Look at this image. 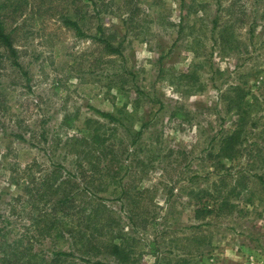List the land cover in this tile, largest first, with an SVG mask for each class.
Segmentation results:
<instances>
[{"label": "rangeland", "instance_id": "rangeland-1", "mask_svg": "<svg viewBox=\"0 0 264 264\" xmlns=\"http://www.w3.org/2000/svg\"><path fill=\"white\" fill-rule=\"evenodd\" d=\"M0 5L20 64L0 44L11 239L44 208L90 234L53 264H264V0Z\"/></svg>", "mask_w": 264, "mask_h": 264}, {"label": "trees", "instance_id": "trees-1", "mask_svg": "<svg viewBox=\"0 0 264 264\" xmlns=\"http://www.w3.org/2000/svg\"><path fill=\"white\" fill-rule=\"evenodd\" d=\"M1 13H2V6L0 5V44L7 50L9 59L11 60L13 65L20 67V64L16 62L17 54L12 41V35L6 31V25L4 20L2 19ZM71 23L79 28L77 23L75 22H71ZM111 49L114 52L119 53L118 48L111 46ZM99 112L103 116L114 119V115H112L111 113L103 112V111H99ZM19 137L21 139L23 138L21 134L19 135ZM52 178H53V182L51 183L44 182V184L51 185L53 183H56V181L59 179V176H53ZM66 182L67 181L59 182L58 180L57 188L61 187L62 184ZM53 186L54 185H51V187ZM109 187L110 184L108 185L107 191H109L111 194L114 193L118 195L124 194L122 188L112 189ZM52 189L53 188L46 190L48 191ZM43 191H45V189ZM47 191H45L44 193H47ZM66 199L67 198L63 200H58L57 202H59L60 204L65 202ZM98 204L100 203H96L97 211L99 210ZM47 211L48 210H45L43 208V212L40 211L41 214L39 212L38 216H34L33 213L27 214L30 217V222L28 224L23 226L21 230H18L15 225L11 228L12 231L17 234V236L13 239L10 238L9 236L10 230H8L6 226H3V228L0 227V264H53L52 262L62 260V258L67 255V253L64 251V248L67 246L70 247L73 246L75 249L79 248L82 251V253H89L82 250V242L84 240L90 239L89 232H87V230L83 231L80 229H76L74 228V226H71L70 228L67 229L55 228L54 220L53 222L51 221L50 223L47 222V215L45 213ZM60 212H61L60 208H55L54 211L55 214L59 215ZM15 214H16V210L11 209L10 215L7 218H4V221L7 222L8 221L7 219H9L11 215H15ZM88 217H89L88 219L90 220L91 219L90 215ZM67 225H71V223L69 222ZM91 236L93 237V235ZM42 238L43 239L53 238L56 240L55 246L59 250L52 252L53 258L50 260L47 258L45 254L35 249V243L33 240L36 239V241H39Z\"/></svg>", "mask_w": 264, "mask_h": 264}]
</instances>
